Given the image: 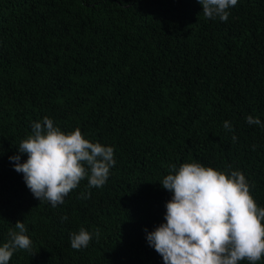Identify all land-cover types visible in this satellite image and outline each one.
<instances>
[{
  "label": "trees",
  "instance_id": "16d2710c",
  "mask_svg": "<svg viewBox=\"0 0 264 264\" xmlns=\"http://www.w3.org/2000/svg\"><path fill=\"white\" fill-rule=\"evenodd\" d=\"M229 12L222 22L197 0H0V246L18 220L32 241L9 264H164L145 229L165 222L172 164L240 171L264 208V128L246 122L264 125V0ZM45 116L114 149L106 184L82 180L55 208L9 160H27L18 145ZM81 227L93 238L74 250Z\"/></svg>",
  "mask_w": 264,
  "mask_h": 264
},
{
  "label": "clouds",
  "instance_id": "9594fccd",
  "mask_svg": "<svg viewBox=\"0 0 264 264\" xmlns=\"http://www.w3.org/2000/svg\"><path fill=\"white\" fill-rule=\"evenodd\" d=\"M203 16L226 22L229 9L238 0H197ZM249 125H260L249 115ZM224 128L232 131L230 122ZM233 140L236 137L233 136ZM18 153L27 154L21 163L19 154L9 157L14 170L23 174L26 187L40 202L52 207L87 179V188H101L115 166L114 149L84 138L79 128L65 133L45 116L31 125V134L18 145ZM162 187L172 193L166 202L164 223L146 232L150 247L164 264H257L264 257V208L258 207L250 194L249 183L240 171L230 175L200 163L170 165ZM89 198L90 192L81 193ZM63 219H67L64 217ZM8 233L9 240L0 246V264H9L18 249L31 252L32 241L25 234L22 221ZM99 236V233H95ZM93 234L81 227L70 235L74 250L87 248Z\"/></svg>",
  "mask_w": 264,
  "mask_h": 264
}]
</instances>
